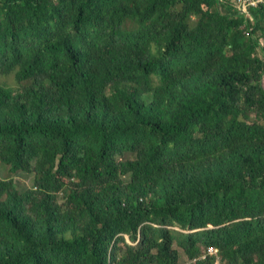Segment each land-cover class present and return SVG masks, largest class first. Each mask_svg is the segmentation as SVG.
<instances>
[{"label":"trees","instance_id":"1","mask_svg":"<svg viewBox=\"0 0 264 264\" xmlns=\"http://www.w3.org/2000/svg\"><path fill=\"white\" fill-rule=\"evenodd\" d=\"M0 264H264V4L0 0Z\"/></svg>","mask_w":264,"mask_h":264},{"label":"built area","instance_id":"2","mask_svg":"<svg viewBox=\"0 0 264 264\" xmlns=\"http://www.w3.org/2000/svg\"><path fill=\"white\" fill-rule=\"evenodd\" d=\"M237 2L243 8H248L251 6H260L261 4H264V0H237ZM210 253L215 254L217 253V250L211 248Z\"/></svg>","mask_w":264,"mask_h":264},{"label":"rangeland","instance_id":"3","mask_svg":"<svg viewBox=\"0 0 264 264\" xmlns=\"http://www.w3.org/2000/svg\"><path fill=\"white\" fill-rule=\"evenodd\" d=\"M26 183L29 184V180L28 179H27Z\"/></svg>","mask_w":264,"mask_h":264}]
</instances>
